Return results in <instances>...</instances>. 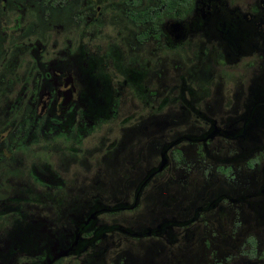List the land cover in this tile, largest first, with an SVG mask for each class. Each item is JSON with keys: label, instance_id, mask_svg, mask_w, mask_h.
I'll return each mask as SVG.
<instances>
[{"label": "flooded vegetation", "instance_id": "1", "mask_svg": "<svg viewBox=\"0 0 264 264\" xmlns=\"http://www.w3.org/2000/svg\"><path fill=\"white\" fill-rule=\"evenodd\" d=\"M206 248L264 264V0H0V264Z\"/></svg>", "mask_w": 264, "mask_h": 264}, {"label": "rangeland", "instance_id": "2", "mask_svg": "<svg viewBox=\"0 0 264 264\" xmlns=\"http://www.w3.org/2000/svg\"><path fill=\"white\" fill-rule=\"evenodd\" d=\"M220 109L221 110H226V106L220 104ZM43 156H45L43 158L48 159L50 161H55V162L58 161V157L55 154H49V155L44 154ZM73 168L74 169H70V170H75V172L80 170V169H77L75 167H73ZM113 171H115V170H112L111 171V173H110L111 176H115V174L113 173ZM96 175H97V173H96V167L95 168L85 167V168L82 169V175H79V177L81 179L80 180L81 185L83 186V188H84V190L86 192H89L90 188L93 186V183L90 181V179L91 178H95ZM115 178H116V176H115ZM73 186H75V184H71V187L70 188H73ZM124 186L125 185H119L118 186V190H117V194L118 195H117V198H120L125 193V192L124 193L122 192ZM146 204H149V202H146ZM144 206H145V203H143V205L141 206V210L140 211H142L144 209ZM126 213H128V212H126ZM104 217H108V215H104ZM157 245H159L158 244V241L155 240V239H153V238H150V239H147L145 241H136L134 245H128V246H131L132 248H135V257H139V252L138 251H140V249L146 250L144 252L143 257L146 258V260L148 262V259L150 261H152L156 257L155 256V252H156V248H157L156 246ZM145 246H147V247H145ZM220 251H222V250H220ZM235 251H236V249H234L233 246H228V248L225 250V253L228 254L229 257H231V256L234 255L233 253ZM202 252H200V253H202L203 254V258H206V259H207L208 254H210V258H211L210 264L212 263V260H217V259L220 258V253L218 255H217L218 252L217 253H212L209 248H206ZM202 254H200V255H202Z\"/></svg>", "mask_w": 264, "mask_h": 264}]
</instances>
